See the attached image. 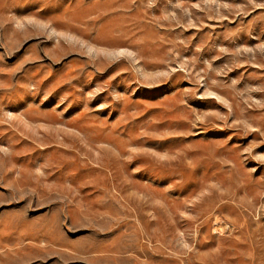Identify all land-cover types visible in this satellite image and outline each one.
<instances>
[{"label": "rangeland", "instance_id": "1", "mask_svg": "<svg viewBox=\"0 0 264 264\" xmlns=\"http://www.w3.org/2000/svg\"><path fill=\"white\" fill-rule=\"evenodd\" d=\"M0 264H264V0H0Z\"/></svg>", "mask_w": 264, "mask_h": 264}, {"label": "bare ground", "instance_id": "2", "mask_svg": "<svg viewBox=\"0 0 264 264\" xmlns=\"http://www.w3.org/2000/svg\"><path fill=\"white\" fill-rule=\"evenodd\" d=\"M218 231V230H217Z\"/></svg>", "mask_w": 264, "mask_h": 264}]
</instances>
